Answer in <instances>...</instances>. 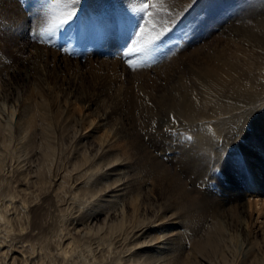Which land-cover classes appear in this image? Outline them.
I'll return each mask as SVG.
<instances>
[{
    "label": "bare ground",
    "instance_id": "bare-ground-1",
    "mask_svg": "<svg viewBox=\"0 0 264 264\" xmlns=\"http://www.w3.org/2000/svg\"><path fill=\"white\" fill-rule=\"evenodd\" d=\"M23 44L18 50L19 55L21 58L25 53L32 60L30 68L23 69L17 61L19 57H15L11 66L0 65V139L4 144L12 137L19 141L25 156H28L22 166L27 167L22 170L11 166L3 174V158L0 159V185L6 181L11 186L22 178H34L31 180L39 183L38 189L41 186L43 189L41 200L61 212V217L56 220L59 225L64 224L65 219L75 221L76 214L71 215L70 210L67 211L74 208L72 203L84 206L85 210L72 224L73 229L77 228L79 232L83 223L99 224L95 234L104 232L98 235L97 246L101 252L111 255L108 257L115 264H141L144 253L150 249L163 251L162 260L157 264H178L175 258L177 247L185 237L183 231L176 230V227L179 223L187 225L204 218L209 219V226L218 230L225 239L230 237L229 241L236 237L227 234L230 229L252 242L260 240L264 246V190L256 177L258 164L264 161V54L252 61L237 50L229 55L218 50L207 51L206 54L192 53L188 57L194 68L189 67L186 71L180 66L172 67L165 71V82L161 83L163 77L159 74H143L142 81H133V76L118 60H89L91 67L98 64L109 67L113 79L107 85L96 83L87 87L79 85L75 79H65L60 73L72 65L76 67L78 62L42 46ZM174 71L181 75H177V81L171 82ZM72 97L74 100H70ZM30 100L37 109L29 108ZM100 100L105 102L106 108L92 118L88 109ZM76 102L81 103L79 112H75L77 108L74 110ZM158 104L169 105L170 113L176 116L175 124H169V127L175 129L182 123L181 127L190 124L197 128L194 130L200 140L197 142L204 141L205 150L209 152L205 169L200 171L201 176H206L213 165L214 149L217 148V163L224 148L237 144L238 138H243L239 145L245 158V181L240 184L233 180L232 171H229L226 178L232 179V183L221 190L210 182L196 186L198 177L191 176L196 165L187 168L179 160L176 162L170 157H163V160L154 156L143 144L138 127L149 129L154 117L151 112ZM39 109L40 113L37 112ZM50 112L56 114L50 117ZM35 113L40 117L37 122ZM66 142L71 143L70 149ZM36 160L38 162L32 166L31 162ZM223 164L227 171L231 163L225 161ZM66 193H69L71 201L68 206L59 208L67 198ZM5 194L9 198L7 201L0 197V233L6 235L0 237V246H8L6 251L3 249L4 254L21 253L25 257L22 264H26L35 252V241H38L39 250L44 253L51 242L55 243L56 254L63 261L75 256L79 257L81 264L97 260L93 244L81 241L65 225L51 236L53 239L48 235L43 239L54 222L45 220V206L33 204L37 196L28 202L24 198L14 200V193ZM170 200L175 202L174 206L168 205ZM226 201L233 202L234 208L223 212L220 208L227 206ZM180 210L186 211L185 215H180ZM49 212L51 210L47 216ZM58 226L52 228L53 232L58 230ZM9 237L12 241L7 239ZM5 238L9 244L3 242ZM14 239L18 240L15 242ZM19 243L21 246L18 247ZM203 252L201 254H205ZM214 254L209 253L212 257L201 255L191 263L187 260L189 256L186 262L232 263H228L226 254L215 251ZM11 264H15V260Z\"/></svg>",
    "mask_w": 264,
    "mask_h": 264
},
{
    "label": "rangeland",
    "instance_id": "rangeland-1",
    "mask_svg": "<svg viewBox=\"0 0 264 264\" xmlns=\"http://www.w3.org/2000/svg\"><path fill=\"white\" fill-rule=\"evenodd\" d=\"M143 2H146V0H79L78 4L73 5V9L77 15L57 33L55 40L46 39L45 41H41L40 39H33L32 33L41 31V25L47 23V17L45 16L47 5L55 4L56 0H47V4L43 5L42 0H0V65L7 64L11 66L14 63L13 61L15 60V57H19L17 61L22 64L23 69L30 68L29 66L31 65L32 60H30L25 53L21 54L20 58L18 50L24 45L23 43L42 46L46 49L57 52L59 56L78 62L76 67L72 65L70 68H67V71L64 69L60 72L65 79H75L79 85L83 84L84 86L92 87L93 85H96V83L101 85L109 84L113 79V74H110L109 67L102 64L91 67L88 63L89 60H118L125 70H127L128 74L133 76L131 77L132 80L140 82L143 80V74H149L150 76L159 74V76L163 77L165 71L172 67L177 68L180 66L187 71L189 67L192 68L194 66L189 59L190 57H188L189 54L192 53L206 54L207 51L212 52L218 50L229 55L237 50L238 53L249 56L252 61H255L259 55L264 54V24L262 23V21H264V0L167 1V12L162 16H158L153 24H149L148 30L142 33V36L138 38L134 35V32L138 28L139 23H144V21L141 20L140 14H136L134 10L142 7ZM38 9L40 10L39 19H37ZM66 11L67 9H64L63 7L57 8L55 10V15L61 16ZM153 25H155L154 30ZM164 28H168L169 31L162 38L164 41L163 46L159 47L152 55L147 58L141 56L128 57L124 55V51L132 44L133 40L138 41L137 47L142 46L145 41L152 39L157 32L162 31ZM172 73L174 74V77L171 76L170 79L172 80L171 82H175L177 81V75L179 76L181 73L176 71ZM161 82H165L164 77L161 78L160 83ZM135 89L136 88H134V90ZM71 99L74 100L73 97L70 98V100ZM32 101L35 102V98H32ZM77 104L74 106V110L77 108L75 112H79L82 108L80 107L81 103ZM28 105L29 108L37 109V105H33L31 100L28 101ZM105 108V102L100 100L89 108L88 111L89 114L92 115L91 117L94 118L96 117V114L102 113ZM37 112L40 113V109L39 111L37 110ZM170 112L171 107L169 105L158 104L157 108L151 112V116L154 115V117L150 121V127L147 126L149 129H144L141 125L138 127V129L140 128L138 132L141 135L143 144L154 156H157L160 159H163V157L164 159L170 157L169 159H176V162L179 160L181 163L184 162L182 165H187V168L196 165V171L193 170V172H191V176L198 177L195 183L196 186L210 182L215 188L221 190L223 186L232 183V179L238 181L240 184L245 181V158L242 148L239 145L243 138H238L237 144L233 143L224 148L219 160L220 162L217 163H215L218 157L215 151L217 148L214 149L211 157L213 165L210 166V171L206 176H201L200 171L201 169H205V162L209 159V152L206 151L207 148L204 146L205 144L203 145L204 141L198 143L200 141L199 137H196L194 133V130L197 128L194 126L191 127L190 124H185L181 127L180 125L182 123H180L175 129H173L172 126L169 127V124L174 125L176 121V116ZM51 113L52 112H50V117L56 114ZM34 118L36 122L40 120L37 113H35ZM220 140L222 141V138ZM1 141L2 139H0V146H4L0 148V154L2 156L0 159L3 158L2 164L4 166V169L2 170V172H4L3 174H5L11 166L25 170L27 165H22L27 161L26 158L28 156H25V151L20 147L19 141L13 137L10 138L8 141L9 143L5 142L4 144L3 141ZM14 144L16 145L14 146ZM6 145L9 146L7 147ZM66 145H69V147H67L70 149L71 143L66 142ZM213 145H215V143ZM203 146L204 148H202ZM5 148L8 149L7 152L5 151ZM10 150L12 152L14 151L15 154H12ZM9 158L11 159L9 160ZM225 161H227L228 164L231 163L228 166L226 165L227 171L224 168L225 165H221ZM36 162H38V160L31 162L32 166H34ZM232 164L237 168L235 172L233 170L235 167H232ZM229 171H232V179H228V177L226 178V176L230 174ZM29 174L30 176L34 175L33 173ZM257 176L259 186L261 185V189L264 190V161L262 164H258L256 177ZM31 179L33 180L34 178H22L19 182H13L11 184L12 187L8 185L6 181L1 183V185L4 184V186L2 185L3 187L0 185L1 188H4H0V191H2L0 192V197L2 196L1 199H3V201L9 199L8 195L5 194L7 192L9 194H15L14 200L24 198L27 199L28 202H31V199L37 198V201H33L35 202L33 204L41 203L43 207L45 206V208H43L45 212V220L47 222L49 221V223L54 222L52 226L47 229L43 239L46 238V235L50 237L56 235L65 225V228L68 229L71 234L79 237L81 241L86 240L91 243V245L93 244L92 247L96 253L95 256L97 257V260H95V262L90 261L91 264H115L114 260H110L111 255L101 252L102 250L97 246L99 239L98 235L101 233L103 234L104 232L102 231L95 234L99 224H95L94 226L92 224L89 225L83 223L79 227L80 229L82 228L79 232L76 230L77 228L75 230L73 229L72 224L77 222L76 218H79L78 215L85 210L84 206H79L76 202L72 203V207L74 206V208H68L67 211L70 210L69 212L72 213L71 215L76 214L75 221L72 220V218H69V220L65 219L64 224H60L61 226L56 224V220L58 221L57 217H61V212L55 209L56 207L48 206V203L45 204L41 200L42 186L40 185L41 190L38 189L39 183L33 182ZM23 189L26 191L29 190L30 193H24L25 191ZM16 194H19L20 197ZM65 195L67 198L65 197L66 200H64V203L61 205L62 207L59 208L68 206V203L71 201L69 193H66ZM5 196L6 199H4ZM34 196L37 197L35 198ZM38 196L40 197V200H38ZM168 203L169 206L175 205L173 200L168 201ZM224 203H226L227 206L220 208L223 212L227 209L234 208L233 202L226 201ZM27 205V208L29 209V204ZM228 206H230V208H228ZM28 209L26 211H28ZM49 210H51V212H49L50 214L47 216ZM183 213L185 215L186 211L184 212V210H180V215ZM209 222V219L204 218L192 224L188 223L187 225H183L179 223L176 230H182L185 239L180 240V243L178 244V251L175 257L178 260H176V263L185 264L187 260L191 263L194 258H201V255L212 257L215 256V251V253L218 254L221 252L226 254L228 263L232 262L231 264H264V246L260 240L252 242L251 239L243 238L245 236L239 234L237 231L233 232V230L229 229L227 234L236 236L234 239L230 240V242L228 239L230 237L225 239L218 230H214V228L212 229L209 226ZM54 226H58V230L55 232L52 230ZM90 227L92 229H90ZM90 230L93 233H91ZM35 232L37 231L35 230ZM63 232H65V230ZM90 233L92 235H90ZM208 234H210V236ZM3 236L6 235L0 233V237L3 238ZM53 238L54 237H51L50 239ZM202 238L205 240L203 241ZM7 239L12 241V238L10 237ZM7 239L5 238L3 242L9 244L10 241ZM17 240L18 239H14L15 242ZM187 242L189 243L187 244ZM39 244L38 241H35V252L32 254L35 257L31 255V258L29 257V261L26 262V264H77L78 262V264H81L78 256H75L74 258L68 257L63 261V259L56 254L57 247L53 242L49 244L50 246L48 245L49 248L46 253L42 252L43 250L40 252ZM3 246L4 247L0 246V248L2 247L0 251V264H11L13 260H15V264H22L25 257L23 258L21 253L14 252V254H12L10 252L4 254L3 252L4 250L6 251L8 246ZM17 246L19 247L21 244L19 243ZM17 246L15 249L18 248ZM196 246L197 249L199 248L198 250L195 249ZM200 250L202 252L204 251L203 253L205 254H201L202 252ZM162 252L163 251L159 249H150L149 251H146L142 257L143 259H141L143 261L141 264H157L162 260ZM209 253L212 256H210ZM14 255L16 258H14ZM189 256L191 260L187 259Z\"/></svg>",
    "mask_w": 264,
    "mask_h": 264
},
{
    "label": "snow or ice",
    "instance_id": "snow-or-ice-1",
    "mask_svg": "<svg viewBox=\"0 0 264 264\" xmlns=\"http://www.w3.org/2000/svg\"><path fill=\"white\" fill-rule=\"evenodd\" d=\"M78 3L79 0H56L55 4H48L45 11L47 23L41 25V31L33 32L32 38L40 39L41 41H45L46 39L55 40L57 33L77 15L73 9V5ZM43 4H47V0H42V5ZM60 7L67 9V11L61 16H57L55 15V10ZM167 10V0H146V2H143L142 7L134 10L136 14H140L141 20L144 21V23H139L134 35L138 38L141 37L142 33L148 30V25L153 24L155 19L158 16H162ZM39 12L40 10L38 9L37 19L40 18ZM154 28L155 25H153V30ZM168 31V28H164L162 31L157 32L152 39L145 41L142 46L139 47H137L138 41L133 40L132 44L124 51V55L128 57L141 56L147 58L157 51L159 47L163 46L164 41L162 38Z\"/></svg>",
    "mask_w": 264,
    "mask_h": 264
}]
</instances>
